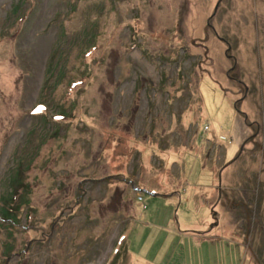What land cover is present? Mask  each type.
Wrapping results in <instances>:
<instances>
[{
    "label": "rangeland",
    "instance_id": "374dc122",
    "mask_svg": "<svg viewBox=\"0 0 264 264\" xmlns=\"http://www.w3.org/2000/svg\"><path fill=\"white\" fill-rule=\"evenodd\" d=\"M0 217V264H264V0H0Z\"/></svg>",
    "mask_w": 264,
    "mask_h": 264
},
{
    "label": "trees",
    "instance_id": "16d2710c",
    "mask_svg": "<svg viewBox=\"0 0 264 264\" xmlns=\"http://www.w3.org/2000/svg\"><path fill=\"white\" fill-rule=\"evenodd\" d=\"M23 0H19V2H22ZM17 4H18V2H17ZM20 184H21V181H16L15 180V182H13V183H11V189H10V192H9V198L8 197H5L3 200H4V202H7V207L5 206H3L2 205V209H1V212L3 213V216L5 217V215L7 216V215H11V213L13 212V211H15V212H17L18 210H19V205H17V207H16V205L14 206V207H12V206H10V204H9V202L11 201L10 200V197L11 196H14V195H16L17 196V193H18V190H19V188H20ZM8 198V199H7ZM24 203H26V201L24 202ZM27 216V215H26ZM1 218V217H0ZM1 220L2 221H6L7 219H5V218H1ZM26 220H27V218H26ZM11 224L12 225H14V223L11 221Z\"/></svg>",
    "mask_w": 264,
    "mask_h": 264
}]
</instances>
